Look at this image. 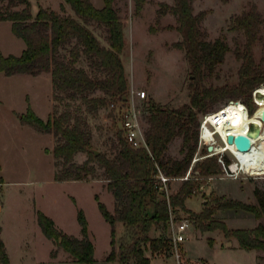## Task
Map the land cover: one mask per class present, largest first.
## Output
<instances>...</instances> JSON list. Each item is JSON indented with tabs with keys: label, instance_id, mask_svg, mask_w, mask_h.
I'll list each match as a JSON object with an SVG mask.
<instances>
[{
	"label": "trees",
	"instance_id": "16d2710c",
	"mask_svg": "<svg viewBox=\"0 0 264 264\" xmlns=\"http://www.w3.org/2000/svg\"><path fill=\"white\" fill-rule=\"evenodd\" d=\"M7 1L8 8H0V20L11 22L13 33L24 40L26 47L20 55H4L0 51V71L6 75L51 73L53 98L56 100L51 114L43 119L29 105L21 115V120L54 136V147L52 150L47 148V152L53 153L55 157V180L97 179L101 174L108 181L107 188L116 202L114 212L96 195L100 211L111 225L112 247L107 256L108 261L118 264H152V258L145 253L147 244L152 253L157 254L169 251L173 241L171 234L152 237L150 232L153 228H162L166 232L172 214L178 210L189 212L203 231L221 229L226 235L235 236L242 248L264 251V223L260 222L254 228L230 229L223 220L214 218L220 209H242L254 214L256 218L264 217V192L260 189H255L258 204L221 197L214 199L215 205L206 201L200 212L186 205L188 198L199 193L200 177L222 172L217 154L192 162L199 146V114L207 113L211 104L232 92L226 85L214 87L203 84L206 77L214 74L217 65L224 62L230 49L220 37L214 41L205 40L200 24L208 10L195 13V0L158 3L159 18L168 13L176 16L177 25L165 28H175L182 35V40L176 42L175 46L186 52L191 69L190 94L188 102L179 107H165L153 98L150 99L146 109L149 125L145 131L147 146L136 147L126 138L121 127L122 114L119 108L127 102L125 96L129 93V81L122 57L127 46L125 22L115 7V0H104L102 7H97L92 0H65L75 15L62 14L42 6L34 15L31 0ZM134 1L137 12L147 2ZM21 4H24L23 8L13 9ZM93 22L105 30L107 44H103L97 36L91 26ZM234 22L233 28L244 30L247 36L245 51L238 55L243 63L234 92L248 94L251 102V90L264 84H261L264 76L253 52L254 46L261 40L259 32L264 20L254 5L251 11L236 17ZM151 30L156 32L158 29ZM83 57L88 60L90 70L80 64ZM261 89L257 92L258 97ZM98 90L104 92V95H95ZM78 100L93 114H97L101 108L110 109L109 117L116 134L110 152L95 153L92 128L82 112L83 105L76 103ZM58 102H65L61 112L58 110ZM246 103L251 113L256 111L255 103ZM248 115L255 116L251 121L261 120L264 126L263 119L255 113ZM178 137L182 138V158L167 154L171 142ZM258 149L263 150L259 146ZM205 151L209 153L208 147ZM80 152L88 155L81 163L74 159ZM225 162L230 163L228 157H225ZM99 169L103 170L102 173H99ZM160 170L171 178L183 177L190 170V177L182 180L176 193L169 194L161 188L163 183L158 178ZM150 204L155 205L153 215L147 211ZM78 220L81 237L58 229L52 217L38 211L39 225L48 238L57 240L58 245L77 262L96 264L95 245L89 236L88 221L83 209L78 211ZM119 221L124 224L126 233L116 247V224ZM0 262L10 264L2 240Z\"/></svg>",
	"mask_w": 264,
	"mask_h": 264
},
{
	"label": "rangeland",
	"instance_id": "374dc122",
	"mask_svg": "<svg viewBox=\"0 0 264 264\" xmlns=\"http://www.w3.org/2000/svg\"><path fill=\"white\" fill-rule=\"evenodd\" d=\"M160 1L174 3L173 0H147L143 9L137 12L134 0H115V7L125 22L127 46L122 57L129 81V93L132 88L145 89L147 92L145 99H135L136 108L142 114L144 133L149 126L146 109L149 107L150 99L153 98L165 107H179L188 102L190 94L191 69L186 52L175 46L176 42L182 40V35L175 28H165L168 25H177L176 16L168 13L159 18L157 10ZM92 2L97 7L104 4V0ZM254 5L264 20V0L194 1L195 13L209 11L200 24L205 40L214 41L220 37L230 47L224 62L217 65L214 74L206 77L203 84L214 87L226 85L232 92L211 104L207 113L222 108L234 99L246 101L251 105L255 103V109L257 107L254 91L258 86L250 92L251 102L248 94L234 92V87L240 80L239 69L243 63V59L238 55L239 52L245 51L247 39L244 30L233 28L234 20L251 11ZM41 6L62 14L75 15L65 0H31L34 15ZM23 7L24 4H21L13 9ZM0 8L6 10L8 1L0 0ZM91 26L102 43L107 44L105 30L94 22ZM152 28L158 30L152 32ZM259 34L261 40L256 43L253 52L264 76V23ZM25 47L24 40L13 33L11 22L0 20V51L4 55H20ZM80 64L89 68V62L85 57ZM263 83L264 81L261 84ZM261 87L260 102L254 113L263 119L264 84ZM94 94L104 95V92L98 90ZM55 101L50 72L38 75L26 73L6 75L0 71V241L4 242L10 264H81L59 246L57 240L50 239L43 233L38 222V211L41 210L52 217L58 229L81 237L78 211L83 209L88 221L89 236L95 245L96 264H118L107 260L112 247L111 225L103 217L96 198L98 195L108 209L115 208L114 196L107 188L108 181L101 174L97 179L55 180V157L53 153L47 152V148L52 150L54 147V136L21 120V115L27 111L29 105L40 117L47 119ZM76 103L82 104V101L78 100ZM82 105V112L92 128L95 149L110 152V146L116 138L109 117L110 109L101 108L97 114H93L84 104ZM58 106L61 112L65 102H58ZM204 114L206 113L199 114L200 120ZM250 117L252 119L255 116ZM260 137H264V130ZM181 143V137L174 139L167 154L174 158H182ZM261 144L264 145V141H261ZM256 146L258 147L257 144ZM206 149V146L199 145L193 161L195 158L207 157ZM217 156L222 172L211 175L213 178L200 177L199 193L188 198L187 207L200 212L206 201L215 205L214 199L221 197L258 204L255 189L264 192V173L250 175L244 170L239 172L231 170L230 165L236 162V157L230 151L219 153ZM87 157V153L80 152L74 159L81 163ZM225 157L229 158L230 163L225 162ZM260 163L262 164L261 161L257 162ZM102 171L99 169V173ZM181 184V179L172 180L167 192L176 193ZM147 211L149 215H153L154 206L150 204ZM185 217L194 221L193 216L184 210L172 214L175 222ZM214 218L223 220L230 229L254 228L258 223H264V217L256 218L254 214L242 209H220L214 214ZM172 231L173 224L170 221L166 232L162 228H153L150 235L159 237L165 233L169 235ZM125 233L124 224L117 222L116 247ZM236 245L240 244L235 236H228L221 229L203 231L194 222L185 242L178 244L172 242L169 251L157 254L152 253L148 243L145 253L152 258V264H256V256L257 264H264L263 250L235 248ZM177 254H180V258Z\"/></svg>",
	"mask_w": 264,
	"mask_h": 264
},
{
	"label": "built area",
	"instance_id": "2783aa9c",
	"mask_svg": "<svg viewBox=\"0 0 264 264\" xmlns=\"http://www.w3.org/2000/svg\"><path fill=\"white\" fill-rule=\"evenodd\" d=\"M255 92H256V90L254 91V100L257 103L258 101L255 97ZM146 96H147V92L145 89L136 90V89L132 88L130 90V93H128V95H127L126 104L122 108H119V110L122 114L121 127L125 132L126 138L136 147L147 146L145 133L143 131L142 123H141L142 114H141V111L139 109H137L136 105H135V99L136 98L142 100V99H145ZM232 103H234V104L237 103L239 106L244 107L246 112H247V115L254 113V112L251 113L248 104L244 101H241V100H236V99L230 100L225 105H226V107H229ZM218 113H219V111L215 112V110H214V111H211V112L204 114V116L201 119V123H200L199 145L200 146H206V147L213 145L215 148L213 150V152L211 151L208 153V156L225 152V151H220L216 148V146L218 144H222L225 142L223 140L222 136L220 135V133L216 132L217 124L221 123V119H220ZM196 160H198V159L195 158L193 163ZM233 164L234 163H232L230 165L231 170H233V168H232ZM246 173L252 175V173H249V172H246ZM189 177H190V170L187 172V174L185 176L180 177V178L168 177L161 170H160L159 175H158V178L163 183V186L161 188L166 189V190L168 189V183L170 181H172L174 179L185 180V179H188ZM210 178H213V177L210 176ZM171 221L173 224V231L171 233L172 241L175 244L185 242L189 237L190 230L194 226L195 221L191 220L189 217L182 218L176 222L173 221V219L171 218ZM177 257L180 258V254H177Z\"/></svg>",
	"mask_w": 264,
	"mask_h": 264
},
{
	"label": "bare ground",
	"instance_id": "6f19581e",
	"mask_svg": "<svg viewBox=\"0 0 264 264\" xmlns=\"http://www.w3.org/2000/svg\"><path fill=\"white\" fill-rule=\"evenodd\" d=\"M258 89H256L257 103L260 102V98L257 95ZM221 119V123L217 124L216 132L220 133L223 140L222 144H218L216 148L220 151H231L236 157V162L232 165L234 171L244 170L252 174L261 175L264 173V149L259 150L256 144L262 149L263 144L260 145L261 141H264V137H260L264 130V126L261 120L253 119L247 115L246 110L239 106L237 103H232L229 107L224 105L222 108L216 110ZM214 118V117H213ZM249 134L252 137V148L247 152H241L237 149L235 144L228 142L229 134ZM257 138V139H255ZM263 156V157H262ZM242 158V159H241ZM263 158V161H262ZM261 161L262 164H257Z\"/></svg>",
	"mask_w": 264,
	"mask_h": 264
},
{
	"label": "water",
	"instance_id": "95a60500",
	"mask_svg": "<svg viewBox=\"0 0 264 264\" xmlns=\"http://www.w3.org/2000/svg\"><path fill=\"white\" fill-rule=\"evenodd\" d=\"M255 97L257 99L256 93H255ZM125 98H127V96H125ZM263 119H264V117H263ZM228 142L231 144H235L237 149L241 152H247V151L251 150L252 144H253L251 135L244 134V133H240L237 135L229 134ZM214 149L215 148L213 145L208 146L209 151H213ZM94 151H95V153H99V150L94 149Z\"/></svg>",
	"mask_w": 264,
	"mask_h": 264
},
{
	"label": "crops",
	"instance_id": "0c3cea01",
	"mask_svg": "<svg viewBox=\"0 0 264 264\" xmlns=\"http://www.w3.org/2000/svg\"><path fill=\"white\" fill-rule=\"evenodd\" d=\"M104 5V4H103ZM102 5V6H103ZM101 6V7H102ZM24 50V49H23ZM43 73V72H42ZM45 73V72H44ZM41 74V73H40ZM114 205H115V202H114ZM153 206H154V208H155V205L154 204H152ZM110 210V209H109ZM114 210H115V208H113V210H110L111 212H114ZM78 237V236H77ZM235 248H242L240 245H236L235 246ZM246 250H248V249H246ZM250 250H252V249H250ZM160 257H162V256H160ZM172 257V256H171ZM164 258V257H163ZM165 258H169V257H165ZM255 262H256V264H257V256H256V258H255ZM118 263V262H117Z\"/></svg>",
	"mask_w": 264,
	"mask_h": 264
}]
</instances>
